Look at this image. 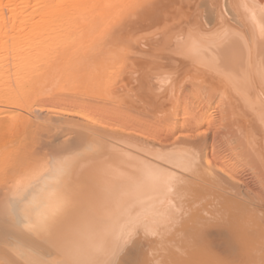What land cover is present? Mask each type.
<instances>
[{
	"label": "bare ground",
	"instance_id": "obj_1",
	"mask_svg": "<svg viewBox=\"0 0 264 264\" xmlns=\"http://www.w3.org/2000/svg\"><path fill=\"white\" fill-rule=\"evenodd\" d=\"M211 84L264 165V0H0V264H264Z\"/></svg>",
	"mask_w": 264,
	"mask_h": 264
},
{
	"label": "rangeland",
	"instance_id": "obj_2",
	"mask_svg": "<svg viewBox=\"0 0 264 264\" xmlns=\"http://www.w3.org/2000/svg\"><path fill=\"white\" fill-rule=\"evenodd\" d=\"M202 1H204V0H202ZM133 19V18H132ZM147 23H148V21H147ZM151 32H153V30H150V31H147V33H146V31L145 32H143V34L145 33V34H149V33H151ZM155 59H157V58H155ZM156 61V60H155ZM158 62H159V60H158ZM214 85V86H213ZM213 86V88H214V91L217 89V91L218 92H220L219 91V86L218 85H216V84H211V85H209L207 88H206V90H205V88H203V89H200V90H202V92L203 93H205L206 94V96L204 97L203 95H199L198 93L200 92V90L198 91V92H196L195 93V95L197 94L198 95V98H199V96H203V98L202 99H205V103L206 102H211L212 101V98H211V100H209L210 99V97L209 96H211L212 97V95L214 96V98L213 99H215L216 100V98L215 97H217V99L219 98L218 96L220 95V93H222V92H220V93H218V94H216V93H210L211 92V90H212V88H210V90H209V87H212ZM210 92H209V91ZM216 91V92H217ZM200 94H201V92H200ZM210 94V95H209ZM119 95L121 96V95H123V92H121V93H119ZM185 95H187V96H189V95H191V92L189 93V92H187V93H185ZM194 95V97H197V95L195 96ZM218 95V96H217ZM223 96V95H222ZM222 96H220L221 97V99L220 100H216V103H214L215 102V100L213 101V103L212 104H215V105H219V103H217V102H220V104L221 103H223L224 104V102H221V101H224L225 100V102L227 103H225L226 105V107H228V108H230L231 106L229 105L230 104V102H231V99L229 98H227V97H225V99H223L222 100ZM209 97V101H206L207 99L206 98H208ZM198 98H194V101H195V104L194 105H196L197 104V102H198V104H197V107L196 106H194L195 108H197L196 109V112H201L202 111V113L203 112H206L205 110H207L209 107H210V105H209V107L208 108H204V107H206V106H208L207 104H209V103H207V104H205L204 102H203V100H202V102L200 101H196ZM201 98H199L198 100H200ZM224 98V97H223ZM230 101V102H229ZM201 103V104H200ZM205 105H203V104ZM229 103V104H228ZM223 104L222 105H219V106H223ZM203 108V110H201L202 108L200 107V106ZM204 107H203V106ZM229 105V106H228ZM200 107V109H199V107ZM217 106H215L214 107V109H213V107H212V105H211V107L209 108V109H211V114L213 115L212 117H213V120L215 121L216 119H218V118H220V120H221V122H223V118H225L226 119V117L228 116V115H225L229 110H231V108L230 109H228L227 108V112H226V107L224 108V106L222 107V108H224V109H221V107H217ZM216 108V109H215ZM199 109V110H198ZM220 109V110H219ZM221 112L222 110V112H224V110H225V112L224 113H221L220 115H218L219 113V111ZM230 113H231V111H229ZM214 113H215V115H214ZM230 113H227V114H230ZM223 114H224V117L221 119V117L223 116ZM217 115H218V118H217ZM215 116V117H214ZM221 116V117H220ZM226 116V117H225ZM231 117V115L230 116H228L227 117V119L225 120L226 121V123L225 122H223V124H221V122H220V120L218 119V120H216V122L217 123H219L220 124V127H218L219 126V124L218 125H214V127L215 128H209L208 129V131L206 132V134H207V136H208V140H209V142H210V145H211V148H213L212 150H213V154L214 155H218L217 157H219V159L217 160L216 159V163H219L220 161H221V159L223 160V159H225L226 158V160L227 159H229L230 160V158H231V160L229 161V160H227L226 161V163L229 165V167L228 166H225V165H227V164H225V161L224 162H222L223 164H224V167L223 168H225V167H228V169L227 168H225L226 170H231L232 172L231 173H233V174H237L238 173V178L239 179H241L242 180V182L248 187V190H251L252 192H255L254 190H257V192L256 193H258V192H260V194H261V196H262V194H263V196H264V190L262 191L261 190V188H258L259 187V185L261 186V184H262V181H261V179H260V176L258 175V173L259 172H261L260 170H262L263 168H264V165L261 163V161L258 159V157H257V155H255V152L254 151H252V150H250L249 152H248V149H250V148H248V147H246V148H243V149H246V150H244V153H245V151H247L249 154L247 155V157H245V155H243L244 153H242L243 152V150H242V147H245V146H242L241 147V149H240V146L237 144L238 142H240V140L237 142V140H236V138H238L237 137V134H235V132H236V130H235V132L233 131V129L231 128H229L230 126L232 127V125L234 124L233 123V117L232 118H230ZM216 118V119H215ZM136 120L134 121V122H132V124H137V122H138V124L137 125H153V126H151V127H153V129L156 127L157 128V130H159V129H161V127L163 128H165V126H167V125H169L170 124V121L166 118V117H163V118H161V119H156V118H152L151 116H148V117H144V119L142 118V117H140V116H137L136 118H135ZM219 121V122H218ZM231 121V122H230ZM227 122H229V123H227ZM166 123V124H165ZM226 125H225V124ZM230 123H232V125H229ZM134 124V125H135ZM154 124L156 125L155 127H154ZM158 124V125H157ZM149 125V126H150ZM161 125V126H160ZM164 125V126H163ZM223 125V126H222ZM133 126V125H132ZM158 127H159V129H158ZM216 127H218V128H216ZM224 127V128H223ZM234 127V126H233ZM155 128V129H156ZM226 128V129H225ZM215 130V131H214ZM228 130H229V133L230 134H228L227 132H228ZM231 130V131H230ZM225 131V132H224ZM227 131V132H226ZM232 131H233V133H232ZM213 132H215V133H213ZM220 133V134H219ZM225 133H227V134H225ZM237 133V132H236ZM235 134V135H234ZM164 137H166L165 139H167L166 141H167V143L169 142V140L170 141H173V139H175V138H178V139H181V140H183V141H189V142H191V143H195L196 142V140H194V139H183L184 138V136L183 135H179V134H177L176 135V137L174 136V137H168L167 138V135L164 133ZM194 135V134H193ZM221 135H223L222 137H221ZM229 135V136H228ZM178 136V137H177ZM194 136H196V134L194 135ZM225 136H227V137H225ZM234 136V137H233ZM235 136H236V138H235ZM230 137H232V138H230ZM224 138V139H223ZM164 140V138H161V140ZM192 140H194V141H192ZM232 140V141H231ZM236 140V141H235ZM243 140V139H242ZM228 141V142H227ZM231 141V142H230ZM244 141V140H243ZM237 142V143H236ZM243 144V142H240L239 144ZM244 145V144H243ZM226 146V147H225ZM230 147V148H229ZM235 148V149H234ZM222 149V150H221ZM231 149V150H230ZM238 149V150H237ZM235 151V150H237V151H235V152H233V151ZM231 151V152H230ZM233 152V153H232ZM238 152H240L242 155L241 156H239L238 154H240V153H238ZM217 153V154H216ZM219 153V154H218ZM233 155H235V156H233ZM243 156V157H242ZM240 157V158H239ZM241 157H242V159H243V161L241 160ZM250 159H249V158ZM248 158V159H247ZM235 159H236V162H235ZM247 159V160H246ZM250 160V161H249ZM219 161V162H218ZM220 162V163H221ZM245 162V163H244ZM219 163V165H223V164H220ZM245 165H244V164ZM246 164H247V166H246ZM231 167V168H230ZM262 171H264V169L262 170ZM262 174V176H263V173H261ZM260 174V175H261ZM243 175V176H242ZM258 175V176H257ZM237 176V175H236ZM241 176V177H240ZM262 178V177H261ZM263 178H264V176H263ZM261 181V184H260V181ZM264 180V179H263ZM258 184V185H257ZM256 186H258V187H256ZM244 187V186H243ZM249 187H250V189H249ZM261 187H264V184H263V186H261ZM246 189V188H245ZM261 190V191H260ZM262 192V193H261ZM129 247L130 246H128L127 247V249H129ZM132 253V251H130V254ZM135 255V253H132L131 255ZM131 256V258H135V256Z\"/></svg>",
	"mask_w": 264,
	"mask_h": 264
}]
</instances>
